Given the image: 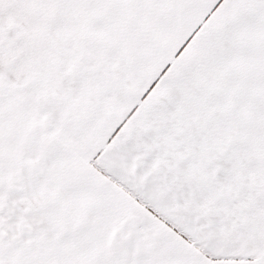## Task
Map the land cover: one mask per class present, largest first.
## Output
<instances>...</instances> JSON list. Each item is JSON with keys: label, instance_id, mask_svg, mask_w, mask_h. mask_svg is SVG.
<instances>
[{"label": "snow or ice", "instance_id": "1", "mask_svg": "<svg viewBox=\"0 0 264 264\" xmlns=\"http://www.w3.org/2000/svg\"><path fill=\"white\" fill-rule=\"evenodd\" d=\"M0 264H264V0H0Z\"/></svg>", "mask_w": 264, "mask_h": 264}]
</instances>
